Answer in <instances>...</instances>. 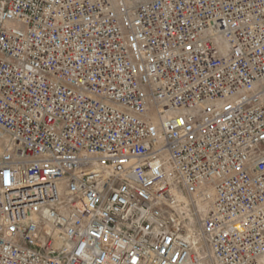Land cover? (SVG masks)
<instances>
[{"label":"built area","instance_id":"obj_1","mask_svg":"<svg viewBox=\"0 0 264 264\" xmlns=\"http://www.w3.org/2000/svg\"><path fill=\"white\" fill-rule=\"evenodd\" d=\"M0 264H264V0H0Z\"/></svg>","mask_w":264,"mask_h":264}]
</instances>
